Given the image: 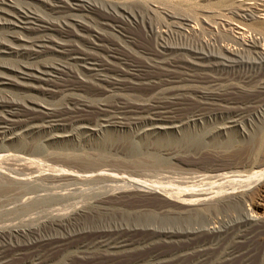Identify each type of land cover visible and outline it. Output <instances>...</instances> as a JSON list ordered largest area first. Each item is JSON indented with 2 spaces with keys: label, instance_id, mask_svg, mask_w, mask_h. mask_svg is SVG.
Instances as JSON below:
<instances>
[{
  "label": "rangeland",
  "instance_id": "374dc122",
  "mask_svg": "<svg viewBox=\"0 0 264 264\" xmlns=\"http://www.w3.org/2000/svg\"><path fill=\"white\" fill-rule=\"evenodd\" d=\"M9 1L11 7L5 6L0 0V7L11 13L7 16L0 12V149H8L10 153L15 154L16 150L37 146L43 149L40 158L54 165H58L55 162L59 161L76 166L79 161V164L83 165L123 170L127 172L125 175L138 178V181H134V186L143 188L150 185L151 189L148 191L151 193L125 192L124 195L132 193V199L120 202L122 210L133 214L135 211L143 210L140 213L137 212L141 217L146 213L147 215L171 213L175 216H188L190 218L186 228L201 231L188 239L190 241L185 238L168 240L148 238V240L139 231L131 232L122 239L125 247L110 251L115 253H109L100 260L96 257L99 254L98 251L94 252L95 256L90 258L91 260H83L84 253L95 249L81 242L78 246L75 244L41 262L26 261L21 264H264V93L259 88L263 80L261 77L264 66L261 63V56L253 53H247L248 55L245 56V53L243 56L247 64L235 72L208 68L202 72H191V69L181 64L173 65L174 67L168 66L169 64L152 67L153 63L149 60L152 58L149 54L157 52L160 46H166V44L174 47L179 45L177 47L179 49L184 47L194 51H206L208 48L218 49L225 46L242 49L233 41H239L243 32L248 39L264 37V0H80L96 9V13L90 14L84 11L79 12L80 10L74 14H57L51 8L55 0ZM109 5L113 7L112 10H108ZM247 9L256 19L253 22H247L240 17ZM98 11L110 12L115 19L104 22ZM22 12H31L40 22L51 23L54 28H59L65 20L81 22L87 28H89L87 24L90 25L92 32L97 31L105 40L103 49L93 51L94 57L100 61L96 71L90 75L84 74L81 67L50 53L28 54V42L39 36H48L55 39L54 41H59L60 36L57 30L37 35L27 30L29 27L27 24H9L4 21L5 18L15 22L16 17ZM166 13H171L170 15H174L178 20L169 19ZM184 17L187 21H191H181L185 19ZM100 23H107V29H103ZM193 29L196 30L192 31ZM78 33L84 36L83 40H88L91 36L80 31ZM110 46L120 48L131 60L134 59V64L140 67L144 76L134 77V79L124 72L128 71V67L118 63L103 66L104 53ZM184 58L180 55L170 57L172 61L178 59L179 62L186 60ZM145 64L146 67H144ZM60 66L66 67L75 78H64V82H60L59 85L43 82L33 86L19 79V70L52 72ZM122 69L124 70L121 71ZM144 71L150 73L146 74ZM80 84L83 87H80ZM7 101L8 103H26L32 108L41 107L46 111L50 110V115L27 116L24 114L18 118H11L10 111L15 109V105L7 104ZM74 103L87 105V111L76 116L69 114L68 112L74 109ZM118 112L121 114L119 115ZM8 119L13 120L9 126L5 124ZM257 164L262 167L260 174L256 176L258 178H255L252 175L254 172L252 168ZM223 166H225V172L232 171L234 175L236 174L235 176L244 177L243 181L247 184L256 183H251V188H248L249 185L238 188L236 193L238 195L241 193L239 196L242 198L239 206L233 205V201L228 197L226 202L219 198L216 202L221 201L222 203L218 204L223 206L218 205L216 209H220V212L216 209L213 211L211 208L197 212L195 215V211L191 213L187 210L188 213L185 215V208L173 204L159 193V187L164 186L163 189H168L176 183V180L187 182L188 178L205 172L216 169L223 171ZM259 178L262 179L259 180ZM171 179H175V182ZM237 179H233V184ZM247 180L252 181L249 183ZM156 183L158 188L153 190L152 185ZM233 188L237 189V186ZM239 189L242 191L240 192ZM182 212L185 214L183 215ZM68 213H71L69 207L60 212V215H49L45 220L47 216L45 214L42 216L29 214L17 220L15 216L4 217L12 221L1 225L0 231L27 227L29 224L41 226L43 220L58 219L65 217ZM245 213H253L258 218L257 221L249 225L244 224ZM129 226L132 225L129 224ZM210 226L211 228L218 226L221 232H228V239L227 234L222 237L209 234L207 229ZM242 231L243 234H241ZM246 231L250 234L248 235ZM38 233L44 234L43 229ZM175 242L179 244L176 245ZM197 250L198 253H196Z\"/></svg>",
  "mask_w": 264,
  "mask_h": 264
},
{
  "label": "bare ground",
  "instance_id": "6f19581e",
  "mask_svg": "<svg viewBox=\"0 0 264 264\" xmlns=\"http://www.w3.org/2000/svg\"><path fill=\"white\" fill-rule=\"evenodd\" d=\"M2 2L7 7L12 6L9 0H2ZM51 8H52L53 12H55L57 14H59V13L74 14L79 10H80L79 12L84 11V12H87L89 14L93 13V12L94 13L97 12L96 9H94L92 6L86 5L80 0H67V1L55 0L54 5L51 6ZM107 8H108V10H112L111 8H113V7L109 5ZM0 12L5 13L7 16L11 15V13L6 11L5 8L0 7ZM104 12L98 11V13L101 14V16L103 17L104 22H111V19H115V16L112 13H110V12L104 13ZM228 13H229V11H228ZM230 13L232 14V11ZM170 14L166 13V16L169 19L178 20V18H176V17H174V15H170ZM12 17H13V15H12ZM240 17H242L247 22H253L254 20H256L253 13L248 11V9ZM99 18H101V17H99ZM16 19L17 20L14 22L11 19H5L4 18V21L8 22L9 24L10 23L27 24L29 26V27H27V30L29 29L30 31H32L33 33H35L37 35L45 33V32L50 31V30H57L59 33V36H60L59 41H54L55 39L53 40L48 36H42V37L39 36L35 40L28 42V44H29V45L27 44L29 46V47H27V50L29 52L28 54L50 53V54L56 55L58 57H61L65 60L70 61L72 64H75V65L81 67L82 72L84 74H87V75H90L92 72L96 71V66L100 65V64H98V63H100V61L96 59L97 57L96 58L94 57L93 51L103 49L104 44H105V40L102 38L101 34L98 33L97 31L92 32V29H90V27H91L90 25L87 24V26L89 27V28H87L81 22L76 23L74 20H65L64 22H62L59 25V28H56V27L54 28V26H52L53 24L51 25V23L49 24V23L40 22L38 20V18L35 15H33L31 12H22L21 14H19L16 17ZM186 19L187 18H185L181 21H183V22L191 21V20L187 21ZM194 23H195V21H194ZM177 24H178V21H177ZM101 25H102L103 29H105V30L108 27L107 23H102ZM92 28H94V27H92ZM120 28H121V26H120ZM195 30L193 29L192 31H195ZM261 30H262V28H261ZM79 31L83 32V34H87V35L90 34L91 36L89 37L88 40H83L82 38L84 36L80 35L78 33ZM150 31H151V29H150ZM246 32H247V30H246ZM240 37H241V39L239 41L238 40L233 41V43L236 46L239 45L242 47V49H240V50L235 49V48H231V46L230 47L225 46L223 48L220 46L221 48H218V49H214L212 47L213 49L208 48L206 51H203V50L202 51H194L191 49H189V50L185 49L184 47L182 49H179V48H177L179 45L174 47V46H167V44H166V46L165 45L160 46V49L157 52H152L151 54H149L152 57L149 60L153 63L152 67L153 66H155V67L159 66L160 67V66L166 65V64L167 65L169 64L168 66H173V65L178 64V66H179V64H181L182 66H185V67H188L189 69H191V72H198V71L202 72V71H206L207 68L208 69H216V70H220V71L235 72V71H239V69L242 66H245V64H247V62H246L247 60L246 61L244 60L245 57L243 55L245 53H246L245 56L248 55L247 53H250V54L253 53V54H259L261 56L260 57L261 63L264 66V37L261 36L260 39H258V38L256 39V37H254L255 39H248L245 36L244 32L241 34ZM248 37H250V36L248 35ZM77 44H79L80 46H78ZM123 44H124V42H123ZM126 47H127V45H126ZM181 47L182 46H180V48ZM17 51H18V48H17ZM122 51L120 48H117V47H111V46L107 47V51L104 53L105 60L102 63L103 66H110L112 64L118 63L119 65H123V66L128 67V71H124V72H127V74L129 76H132L133 78L134 77H143L144 76L142 74L143 71L140 69V67H138L134 64V62H133L134 59L131 60ZM178 55H180L182 58L185 57L186 60L179 62L178 59H177V61H172L170 59V57L172 58V57H175ZM137 63H139V62L137 61ZM144 63H146V62H144ZM146 64L144 67H146ZM255 64H258V63H255ZM250 66L252 67V65H250ZM163 67H165V66H163ZM117 70H116V72H117ZM123 70L124 69H122L121 71H123ZM147 73L149 74L150 72H147ZM237 73H239V72H237ZM18 75H19V79L23 83L28 84L30 86H33L36 84H41L43 82H46L48 84L55 83V84L59 85L60 82H64V80H65L64 78H69V77L75 78L74 76H72L69 73L67 68L64 66H60V68H56L52 72H47V71L36 72L33 70H19ZM121 75L127 76L124 74H121ZM249 75H251V74H249ZM201 77H202V75H201ZM224 77H226V76H224ZM248 77H251V76H248ZM203 78H205V77H203ZM261 78H263V80H261L262 83H261V87H259V88H260V91L262 93H264V73H263ZM208 79H210V78H208ZM113 80H114V78H113ZM138 81H140V80H138ZM217 81H219V80H217ZM116 82H117V80H116ZM209 82H210V80H209ZM214 82H215V80H214ZM122 84H124V83H122ZM131 84H133V83H131ZM114 85L118 86V84H115V83H114ZM79 86L83 87V85H81V84ZM203 96H205V95H203ZM224 96H226V95H224ZM208 98H210V97H208ZM210 100H212V99H210ZM221 100H223V99L221 98ZM211 103H212V101H211ZM7 104L15 105L14 106L15 109L10 111V117L11 118H18L24 114L27 116H33V115H37V114H44L47 116L50 115V112H49L50 110L46 111L41 107H33L32 108L30 105H28L26 103H24V104H18V103H13V102L8 103V101H7ZM118 107H119V105H118ZM151 107H153V106H151ZM87 108H88L87 105H85L83 103H77V104H75L74 109H72L68 113L74 114L75 116L80 115L81 113L86 112ZM143 108H144V106H143ZM203 108H205V107H203ZM67 109H68V107H67ZM128 112L129 111H127V113ZM118 114H119V112H118ZM121 119H122V117H121ZM125 119H126V117H125ZM12 122H13V120L8 119V120H6L5 124L9 126V125H11L10 123H12ZM117 123L119 124V122H117ZM42 150L43 149L38 148L37 146H29V147H25V148L16 150L15 154H12V153H10V150H8V149H0V226L5 225L8 222L12 221V220L4 218V217H8V216H15L16 217L15 220H17L19 218L20 219L25 218L29 214H36L37 216H42L45 214V215H47L45 218L43 217L45 220L46 218H48L49 215H51V216L60 215V212L62 213V211H64L67 207L71 208V213L70 214L68 213V215H66L65 217L63 216V217L58 218V219L53 218L50 221H44L43 220V223L41 224V226H33V225L29 224L27 227L15 228V229H11L8 231H0V264H21V263H25L26 261L41 262L44 259H49L52 255H54L56 253L63 252L64 250H67V249L75 246V244H77L76 246H78L81 242L83 245H86V246L89 245V246H91V249H95L92 252H89L86 254L84 253L83 257H82L83 260L93 258L95 256V254H94L95 251L96 252L98 251L97 253H99V254L96 257H99L98 259L100 260V258L103 259L109 253H113V252L115 253V251H113V252H110V251L115 250V249H122L123 247H125L126 245L122 239L124 237L128 236L131 232L133 233V232L139 231L140 234L146 236L145 238H147V239L148 238H160V239L162 238L164 240L174 239V238H178V239L185 238L188 240L191 237H193L194 235H196L198 232H201L197 229L186 228L188 225V222H189L188 220L190 218L188 216H186V217H183V216L181 217L178 215L175 216L174 214H171V213L170 214L169 213H163V215H160L161 213L155 214V215L154 214L147 215V213H146V215L141 217V215L139 213L142 212L143 210L140 212L137 211L139 213H137L136 211L134 212L135 214L137 213L140 216L137 214L135 215L133 213L124 211V209L122 210V207L120 208V206H121L120 202L123 203V201H126V200L128 201V199H132L131 198L132 193L130 195H124L125 192L133 191L134 193L135 192L139 193V191L140 192L143 191V193L144 192L149 193L150 191H148V190L151 189L150 185H146V187H143V188L140 186H134V181L137 180L138 178L136 179V177H133L132 175H125V174H127V172H125L123 170L121 171L118 169H113V170L107 169L104 166L98 167V166H92V165H90V166L89 165H83V164H79V161L76 164V166L69 164L67 162H59V161L55 162V163H58V165H54V163L46 162L40 158V155L42 154L41 153ZM223 167H224L223 171L221 169L220 170L216 169L215 171L205 172V173L199 174L197 176L188 178L189 181L187 180V182H183L184 180H182L181 182L180 181L177 182V180H176V183L169 186L168 189H163L164 186L161 188L159 187V193L162 194L163 196H165V198L170 200L173 204L179 205L180 207L185 208L186 210L185 209L184 210L186 211V214L182 212L183 215L184 214L187 215V213H188L187 210L191 213H194V211H195L196 212L195 215H197V212H201L203 210L206 211V210H209L211 208H213V211H214V209L218 208V205H220L222 203L221 201L216 202L217 199H219V198L221 200L225 201L226 198L228 197L230 200L233 201V205L239 206L242 198H241V196H239L241 193L238 195V193H236V191L238 190V188L243 187L245 185H249L248 188H251L250 184L252 183L251 182L252 180L251 181L249 180L251 183L247 180L250 183V184H247V182L243 181L244 177L242 178V176H235L236 174L234 175L232 171L231 172H225V170H224L225 166H223ZM261 167L262 166L258 165V164L253 165L252 170L254 172L253 173L251 172L253 177L255 176V178H258L256 176H258L260 174L259 172H260ZM227 171H228V169H227ZM136 176H137V174H136ZM234 178L235 179L238 178L237 180H235V182H234L235 184H233ZM140 179H141V177H140ZM166 179H168V178H166ZM180 179H181V177H180ZM246 179H248V178H246ZM260 179H262V178H259V180ZM149 180H150V178H149ZM171 180L174 181L173 179H171ZM145 181H146V179H145ZM253 181H256V180H253ZM43 182H45L46 184H44ZM141 182H143V181L141 180ZM163 182H165V181H163ZM168 183L169 182H167V184ZM147 184H149V183H147ZM252 184H256V183L254 182ZM156 185H157V183L153 184L152 189L158 188V187H156ZM233 186H237V189L236 188L232 189ZM243 189H245V187ZM239 191H240V189H239ZM235 194H237L238 196ZM248 197H249V195H248ZM218 203H220V204H218ZM220 206H223V204ZM241 206H242V204H241ZM138 207L140 208V206H137V208ZM130 210H131V207H130ZM216 210H218V209H216ZM238 210H239V207H238ZM218 211L220 212V209ZM146 212H148V211H146ZM152 212H153V210H152ZM170 212H171V210H170ZM175 214H178V213H175ZM196 218H198V217H196ZM244 219H245L244 224L249 225V224L255 223L258 218L253 213L252 214L251 213H245ZM129 224L132 226H129ZM20 225H22V224H20ZM227 226H229V225H227ZM234 226L236 227V225H234ZM217 227L218 226L211 228V226H210V228L207 229V232L209 234H212L213 236H218V237H222L228 233V232L227 233L221 232L220 230H218ZM231 227H233V225ZM41 229H43V231H44V234H42V235H40L38 233L39 230H41ZM226 230H227V228H226ZM243 231L241 232V234H243ZM234 232H236V231H234ZM247 232L248 231H246V233ZM249 234L250 233L248 232V235ZM244 236H245V233H244ZM229 237H231V236H229ZM206 238H207V236H206ZM227 239H228V234H227ZM188 241H190V240H188ZM161 242H160V244H161ZM178 244L176 243V245H178ZM200 244H201V242H200ZM127 246H129V245H127ZM220 249H223V248H220ZM231 249H233V248L231 247ZM198 252L199 251L197 250L196 253H198ZM208 252L209 251H207V253ZM116 253H118V252H116ZM151 256H153V255H151ZM156 257H158V256H156ZM206 258H208V257H206ZM211 258H213V257H211ZM69 259H71V258H69ZM170 261H172V260H170ZM226 261H228V259H226ZM162 262H163V260H162ZM150 263H152V262H150ZM206 263H207V261H206ZM34 264H36V263H34ZM56 264H58V263H56Z\"/></svg>",
  "mask_w": 264,
  "mask_h": 264
}]
</instances>
